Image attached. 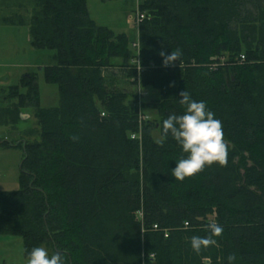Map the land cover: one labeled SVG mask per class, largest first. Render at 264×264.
Listing matches in <instances>:
<instances>
[{
	"label": "trees",
	"instance_id": "trees-1",
	"mask_svg": "<svg viewBox=\"0 0 264 264\" xmlns=\"http://www.w3.org/2000/svg\"><path fill=\"white\" fill-rule=\"evenodd\" d=\"M0 1L3 24L53 52L42 73L58 91L41 106L34 73L0 88V124L31 108L39 135L0 143L23 150L18 188L0 190V236L21 237L25 259L46 246L65 264H264V0H140L139 71L126 34L96 23L87 0ZM161 52L179 56L165 64ZM114 67L157 97L139 110L105 73ZM184 90L221 122L227 162L178 182L184 154L161 122L183 113ZM212 223L216 244L193 252Z\"/></svg>",
	"mask_w": 264,
	"mask_h": 264
},
{
	"label": "rangeland",
	"instance_id": "rangeland-1",
	"mask_svg": "<svg viewBox=\"0 0 264 264\" xmlns=\"http://www.w3.org/2000/svg\"><path fill=\"white\" fill-rule=\"evenodd\" d=\"M140 0H87V10L91 18L100 25L107 26L115 33L126 34L129 41L130 54L134 53L132 42L137 41V30L134 25V13L137 11ZM13 8V7H12ZM4 8L0 9V16L5 14ZM51 50L33 48L28 39V29L25 26H10L0 24V88L17 84L19 79L27 73L36 75L39 99L41 106H54L58 103V91L55 84L46 83L43 79L42 67L51 61ZM128 64V59H118ZM106 71V70H105ZM127 69L114 70L117 85L128 91L135 90V86L125 80ZM131 87V89H130ZM147 95L143 103H149L157 97V91L146 88ZM1 102V98H0ZM2 104V102H1ZM147 114L153 115L148 106ZM23 113L29 114L21 119L15 128L0 124V143L16 144L19 140H38L37 132L29 134V129L36 128L33 110L26 108ZM27 132V133H26ZM155 139H160L157 130L153 132ZM23 150L19 146L0 144V190H16L17 178ZM48 252L50 251L46 246ZM22 239L19 236H0V264H26L22 254Z\"/></svg>",
	"mask_w": 264,
	"mask_h": 264
},
{
	"label": "clouds",
	"instance_id": "clouds-1",
	"mask_svg": "<svg viewBox=\"0 0 264 264\" xmlns=\"http://www.w3.org/2000/svg\"><path fill=\"white\" fill-rule=\"evenodd\" d=\"M164 63L168 64L178 59L179 53L171 52L164 56ZM179 103L184 106L182 114L168 115L161 122V140L170 137L178 145L182 158L176 161V166L171 169V177L178 182H183L201 172L206 166L213 164L223 166L227 162V146L223 139L221 122L215 114L207 108L206 102L193 100L187 91L179 93ZM75 139V137H73ZM210 235L205 237L193 236L190 247L199 254L201 249L214 246L223 228L215 223L208 225ZM235 257H227L228 264H232ZM26 264H65L61 252H49L40 246L33 247L27 254Z\"/></svg>",
	"mask_w": 264,
	"mask_h": 264
},
{
	"label": "built area",
	"instance_id": "built-area-1",
	"mask_svg": "<svg viewBox=\"0 0 264 264\" xmlns=\"http://www.w3.org/2000/svg\"><path fill=\"white\" fill-rule=\"evenodd\" d=\"M145 14L144 12L140 11L137 8V11H135L134 13V25L136 27L137 30V41L136 42H132V47L134 48V51L136 53V58L132 60L133 63L136 64V69L139 71L140 70V65H139V43H138V28L140 23L145 19ZM240 60L242 61L244 59L243 55H240ZM212 68L215 66V64L211 65ZM135 91L137 94V99H136V105L138 106V109L140 110L141 106H142V99L143 97H145L147 95V93L141 88L140 84L137 82V84L135 85ZM147 117L143 114H141V112L139 113V123H141L143 120H145ZM132 138H134V135L131 136ZM139 137V135H138ZM154 228H156V225L153 226Z\"/></svg>",
	"mask_w": 264,
	"mask_h": 264
},
{
	"label": "crops",
	"instance_id": "crops-1",
	"mask_svg": "<svg viewBox=\"0 0 264 264\" xmlns=\"http://www.w3.org/2000/svg\"><path fill=\"white\" fill-rule=\"evenodd\" d=\"M1 2V1H0ZM0 9H1V6H0ZM31 8L30 7H28L25 11H29ZM0 24H3L2 22H1V16H0ZM3 25H5V24H3ZM23 26H25V27H27V29H28V26H26V25H23ZM22 27V26H21ZM28 39H29V33H28ZM116 62H121V61H118V59H116L115 60ZM52 62H50L49 64H51ZM42 66H44V64H42V65H40L39 67H42ZM118 69L119 71H121L122 70V73H123V70L124 69H127L126 67H123V68H119V67H114V68H109V69H107L106 71H105V73L110 77V79H112V81H113V83L117 86V87H120V86H118L117 84V82H116V78H117V76H115V73H114V70L115 69ZM125 80H127L126 79V77H125ZM127 82L129 83V80H127ZM130 89H131V87H130ZM28 116H29V114H27ZM28 116H26V117H28ZM26 117H24L23 119H25ZM22 251H23V249H22ZM22 254H23V252H22ZM24 258V257H23ZM25 259V258H24Z\"/></svg>",
	"mask_w": 264,
	"mask_h": 264
},
{
	"label": "water",
	"instance_id": "water-1",
	"mask_svg": "<svg viewBox=\"0 0 264 264\" xmlns=\"http://www.w3.org/2000/svg\"><path fill=\"white\" fill-rule=\"evenodd\" d=\"M28 116L27 114L25 113H20V118L23 119L24 117Z\"/></svg>",
	"mask_w": 264,
	"mask_h": 264
}]
</instances>
